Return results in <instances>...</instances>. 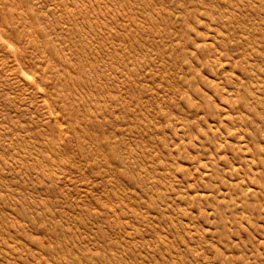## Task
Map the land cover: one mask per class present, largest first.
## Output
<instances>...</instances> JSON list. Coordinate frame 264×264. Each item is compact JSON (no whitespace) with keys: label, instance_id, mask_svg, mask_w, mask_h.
I'll return each instance as SVG.
<instances>
[{"label":"rangeland","instance_id":"374dc122","mask_svg":"<svg viewBox=\"0 0 264 264\" xmlns=\"http://www.w3.org/2000/svg\"><path fill=\"white\" fill-rule=\"evenodd\" d=\"M0 264H264V0H0Z\"/></svg>","mask_w":264,"mask_h":264}]
</instances>
